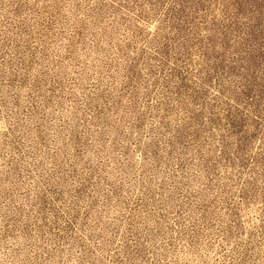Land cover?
Instances as JSON below:
<instances>
[{"label": "rangeland", "instance_id": "1", "mask_svg": "<svg viewBox=\"0 0 264 264\" xmlns=\"http://www.w3.org/2000/svg\"><path fill=\"white\" fill-rule=\"evenodd\" d=\"M0 264H264V0H0Z\"/></svg>", "mask_w": 264, "mask_h": 264}]
</instances>
